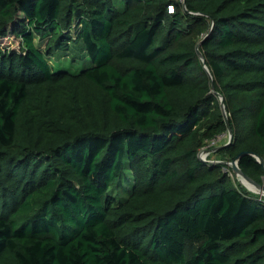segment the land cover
Wrapping results in <instances>:
<instances>
[{"label":"trees","instance_id":"obj_1","mask_svg":"<svg viewBox=\"0 0 264 264\" xmlns=\"http://www.w3.org/2000/svg\"><path fill=\"white\" fill-rule=\"evenodd\" d=\"M226 119L264 185V0H0V264H264Z\"/></svg>","mask_w":264,"mask_h":264},{"label":"rangeland","instance_id":"obj_2","mask_svg":"<svg viewBox=\"0 0 264 264\" xmlns=\"http://www.w3.org/2000/svg\"><path fill=\"white\" fill-rule=\"evenodd\" d=\"M3 42H9L10 45H16L10 39L2 40ZM13 42V43H11ZM42 45V42H41ZM72 48L68 53L65 52H56L52 58L49 59L50 64L55 68H67L73 71L81 69L86 66L90 60L88 56H85L84 51L78 47L77 44L72 45ZM86 57V58H85ZM74 63V64H73ZM86 63V64H85ZM79 69V70H80ZM230 141V134L227 131L226 133L219 135L217 138L210 140L206 145L199 149V157L201 160L209 162V163H219L223 164L225 167V171L229 174L231 178V182L237 188L244 190L250 194H257L259 196H264V194L258 192L257 190L249 189L239 178V176L233 171L229 162L232 160L228 156H222L218 153V149L223 145L227 144ZM194 247V245H193ZM190 252V249H189ZM190 254V253H189Z\"/></svg>","mask_w":264,"mask_h":264},{"label":"water","instance_id":"obj_3","mask_svg":"<svg viewBox=\"0 0 264 264\" xmlns=\"http://www.w3.org/2000/svg\"><path fill=\"white\" fill-rule=\"evenodd\" d=\"M196 50H197V54L199 55V57L201 58V60L203 61L204 65H205V62L203 60V57H202V54L200 52V50L198 49V46L196 47ZM206 70H207V67L205 66ZM212 83V81H211ZM220 105H221V108H222V111L224 114L225 113V105H224V101L222 99V97H220ZM226 123H227V131L229 132L230 134V139L232 137V130H231V127L229 125V122L228 120L226 119ZM247 152H243V153H240L238 154L234 159H232L229 164L230 166L232 167L233 171L239 176V178L241 179V181L249 188V189H252V190H257L258 192L264 194V185L261 184V183H258L256 182L254 179H252L249 175H247L246 173H244L242 171V169L239 167V158L241 155L243 154H246ZM256 159L264 165V162H263V159L256 155V154H253Z\"/></svg>","mask_w":264,"mask_h":264},{"label":"snow or ice","instance_id":"obj_4","mask_svg":"<svg viewBox=\"0 0 264 264\" xmlns=\"http://www.w3.org/2000/svg\"><path fill=\"white\" fill-rule=\"evenodd\" d=\"M169 10H171V9H169Z\"/></svg>","mask_w":264,"mask_h":264},{"label":"built area","instance_id":"obj_5","mask_svg":"<svg viewBox=\"0 0 264 264\" xmlns=\"http://www.w3.org/2000/svg\"><path fill=\"white\" fill-rule=\"evenodd\" d=\"M171 7V6H170Z\"/></svg>","mask_w":264,"mask_h":264}]
</instances>
